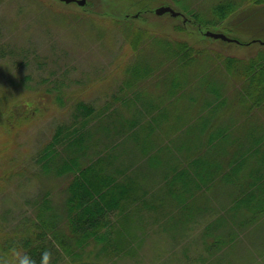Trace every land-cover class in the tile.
<instances>
[{"label": "trees", "instance_id": "trees-1", "mask_svg": "<svg viewBox=\"0 0 264 264\" xmlns=\"http://www.w3.org/2000/svg\"><path fill=\"white\" fill-rule=\"evenodd\" d=\"M244 1L220 0L206 21L185 0H153L177 7L181 15L171 17L180 21L174 25L179 30L187 22L199 30L209 28L204 23L223 28L241 13ZM23 4L17 5H33V18L47 31L55 23L67 28L66 36L75 31L71 20L90 18L84 13L89 0L71 13L51 0ZM42 7L53 8L52 21H37ZM142 11L126 13L121 21ZM154 37L144 53L136 45L142 38L132 37L134 57L125 76L113 91L103 92L109 94L101 102L71 99L80 89H67L64 75L49 79L53 86L39 82L25 90L7 78L0 85V107L10 104L18 118L20 107L26 112L33 105L47 107L44 99L56 101L61 111L69 100L72 106L67 119L52 126L45 139L35 140L29 172L35 197L26 201L10 231L0 218V256L18 244L38 262L41 252L50 249L51 264H118L141 251L150 229L152 237L168 242L164 246L176 262L175 252H181L196 264H264L256 261L261 256H252L257 251L240 242L243 235L264 232V122L258 114H264V54L238 69V61L225 56L224 70L215 63L211 73H204L198 65L189 68L197 51L188 42L159 36L153 43ZM229 75L241 83L228 94ZM147 80L154 86L145 87ZM0 178L1 189L7 183ZM191 247L195 259L188 255Z\"/></svg>", "mask_w": 264, "mask_h": 264}, {"label": "rangeland", "instance_id": "rangeland-1", "mask_svg": "<svg viewBox=\"0 0 264 264\" xmlns=\"http://www.w3.org/2000/svg\"><path fill=\"white\" fill-rule=\"evenodd\" d=\"M51 1L66 13L79 9L76 4L69 6L56 0ZM134 1L89 0L87 11L84 13L90 15V18L71 20L74 22L75 31L66 36V27L54 23V26H48L49 31H47L44 25L38 24L33 18L35 12L30 10L33 5L29 8H19L20 4L25 5L23 2L26 0H2L3 3L0 2V85L2 86L7 78L8 82L9 79L14 80V87L19 85L20 89L25 90L39 82L40 85L47 83L53 86L57 84L50 83L49 79L62 78L64 75L63 80L67 83V89L71 91L80 89L76 96H71V99L81 98L87 102L93 100L95 103L101 102L103 97L109 94L103 92L113 91L122 82L125 76L124 70L134 57L131 42L134 41L132 37L135 35L142 38L136 43L142 53L150 36H156L151 39L153 43L154 40L162 38L159 36H163L165 40L169 38L188 42L197 51L189 68L198 65L197 68L204 73H211L208 69L215 68L216 64L220 63L221 66L225 56H232L237 60L234 67L238 69L248 64L251 59L264 54V44L260 43L264 41V4L262 3L254 5L249 2L250 0H245L238 8L241 13L230 17L223 28H220L219 23L216 22L214 25L204 23L209 28L199 30L194 23L187 22L181 25L182 29L179 30L174 28V25L180 23L178 18H172L168 13L161 15L154 13V8L159 5L153 0H144L143 5H135ZM185 1L208 21L213 15L210 8L220 0ZM169 3L173 9L177 8ZM138 10H143L139 16L125 22L121 21L126 13L134 16ZM54 15L55 11L51 7H42L36 13L37 21L40 22L52 21ZM127 26L131 32L127 31ZM205 30L222 32L243 43L206 37L203 35ZM125 34H129V40L126 39ZM32 49L35 51L33 54L30 52ZM21 54H26L27 59L20 57ZM35 54L37 57L34 56ZM205 54L210 58L207 59ZM144 56H147V52L142 55ZM221 70H224L222 66ZM46 76L49 78H44ZM227 77L229 94L239 88L241 80L235 79L232 75ZM150 81H145L144 86L153 87L154 81ZM43 101H46L47 107L33 105L29 112L20 107L22 115L19 118L12 113L10 104L0 107V169H4L0 170V175L7 183L0 189V218H3L2 228L9 231L12 224L20 220L26 201L35 197L36 183L29 178L32 166L30 156L36 144L35 140L45 139L51 133L52 126L60 119L68 118L72 107L69 104L70 100L63 111H61L63 108L56 106L58 105L56 101L52 102L49 99ZM258 114L264 122V114L261 112ZM13 165H16L14 168L16 171L11 170ZM8 171L10 175L6 174ZM15 172L17 174L13 175ZM60 189L61 184H58L53 197L56 204L60 202ZM21 203L22 207H19ZM152 234L150 229L146 230L147 236L144 234L141 251L118 264H189L192 261L185 256L182 257L181 252H175L179 256L176 262L172 258L173 252L164 246V243L168 244V242L157 240ZM194 236L191 235L188 239L192 240ZM241 241L251 252L257 251L252 255L254 258L261 256L256 261L264 260L262 230L254 231L247 237L241 236ZM194 249L191 247L188 250L191 259H195Z\"/></svg>", "mask_w": 264, "mask_h": 264}, {"label": "clouds", "instance_id": "clouds-1", "mask_svg": "<svg viewBox=\"0 0 264 264\" xmlns=\"http://www.w3.org/2000/svg\"><path fill=\"white\" fill-rule=\"evenodd\" d=\"M52 252L50 249H44L39 258V262L31 253L23 249L18 244H14L2 256H0V264H51Z\"/></svg>", "mask_w": 264, "mask_h": 264}, {"label": "water", "instance_id": "water-1", "mask_svg": "<svg viewBox=\"0 0 264 264\" xmlns=\"http://www.w3.org/2000/svg\"><path fill=\"white\" fill-rule=\"evenodd\" d=\"M60 1H63L65 3L75 2L78 5H83L85 3V0H60ZM153 11L157 15H161L163 13H168L170 16H173V17L181 15L179 11L173 9L170 5H167V4L159 5L155 7ZM204 35L207 37L214 38V39L219 38L225 41H236L237 42V40L230 38L224 33L218 32V31L216 32V31H211V30H205ZM260 43L264 44V41H261Z\"/></svg>", "mask_w": 264, "mask_h": 264}]
</instances>
